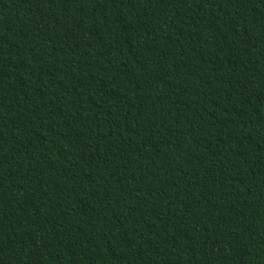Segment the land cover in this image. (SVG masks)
Returning a JSON list of instances; mask_svg holds the SVG:
<instances>
[{
  "label": "trees",
  "instance_id": "trees-1",
  "mask_svg": "<svg viewBox=\"0 0 264 264\" xmlns=\"http://www.w3.org/2000/svg\"><path fill=\"white\" fill-rule=\"evenodd\" d=\"M0 264H264V0H0Z\"/></svg>",
  "mask_w": 264,
  "mask_h": 264
}]
</instances>
